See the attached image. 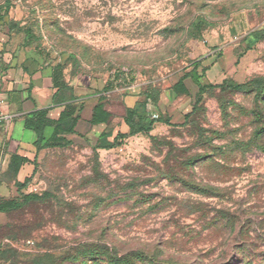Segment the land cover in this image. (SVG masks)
<instances>
[{"label": "rangeland", "instance_id": "1", "mask_svg": "<svg viewBox=\"0 0 264 264\" xmlns=\"http://www.w3.org/2000/svg\"><path fill=\"white\" fill-rule=\"evenodd\" d=\"M7 1L0 28L16 24L23 37L31 28L30 45L72 74L127 70L161 90L216 54L207 81L248 84L209 90L186 122L194 99L169 100L170 124L111 150L89 142L44 150L25 189L38 199L0 213V264H107L111 250L132 249L149 259L137 264H264V0H0V8ZM122 95L110 94V105ZM19 195L2 171L0 197Z\"/></svg>", "mask_w": 264, "mask_h": 264}, {"label": "crops", "instance_id": "2", "mask_svg": "<svg viewBox=\"0 0 264 264\" xmlns=\"http://www.w3.org/2000/svg\"><path fill=\"white\" fill-rule=\"evenodd\" d=\"M17 34L10 28L6 30L3 27L0 28V92L4 98V103L0 106V111L4 115L0 122V174L6 171L11 153L17 152L28 159L20 170L19 180L31 178L36 173V164L41 153L47 150L43 149L38 153L36 151L34 143L38 136L34 130L25 127L24 115L29 112L48 108V116L58 119L70 102L75 103L78 110L82 105L75 132L65 136L73 144L89 142L95 146L101 141L100 137L104 132H110L111 135L107 137V141H113L119 132L128 133L130 131L124 119L126 110L128 107H133L138 100H144V94H152L153 98L157 99L156 105L149 104L153 116L161 113L168 118L171 115L170 112L166 113L169 100L194 99L195 97L197 86L190 78H187L185 83L190 88L191 95L178 96L172 88L184 72L159 90L155 84L142 88L143 84L127 70H116L104 77L76 75L66 68V63L63 76L67 86L55 87L53 67L57 62L63 61L54 60L40 47L25 44L23 35L18 36ZM198 59H202V64L207 67L204 77L207 81V75L218 62L216 54H209ZM107 84L111 88L106 90ZM110 94H123L119 105H110ZM140 95H142L141 98H139ZM101 96L105 97L104 108L111 113V117L106 123L93 124L91 122L93 109ZM192 107L183 111L184 120ZM52 131V127L46 128V136L51 135Z\"/></svg>", "mask_w": 264, "mask_h": 264}, {"label": "trees", "instance_id": "3", "mask_svg": "<svg viewBox=\"0 0 264 264\" xmlns=\"http://www.w3.org/2000/svg\"><path fill=\"white\" fill-rule=\"evenodd\" d=\"M10 2L7 1L0 10L4 14H7L10 9ZM2 16H0V20ZM198 25L201 22L197 23ZM16 28V24L10 27L11 30ZM25 44H30L33 37V30L31 28L23 29ZM257 37H261L259 34H256ZM37 47V46H36ZM38 48V47H37ZM202 59L194 60L189 67L184 71L179 80L173 85V90L178 96H189L191 95L190 88L186 85L185 80L190 78L193 83L197 86V91L195 93L192 110L185 115L186 122L190 116L198 108L199 104L202 102L204 94L212 89H221V90H242L248 83H233L228 80H223L220 83H210L204 82L206 69L203 64ZM65 67V62H57L53 67V79L54 86L63 88L67 84L64 82L63 69ZM111 86L107 84L105 89H110ZM144 100H138L133 107H128L124 119L130 131L128 133L119 132L113 139V141H107V137L111 135L110 132H104L101 135V141H99L95 146V150L106 148H116L122 146L126 139L132 136L139 134L149 135L152 130L155 128L156 123H165L170 124V118L164 116L161 113H157V117H154L149 109V104H157V99L153 98L152 94H144ZM142 95L139 96L141 98ZM105 97L101 96L98 102L95 104L93 109V115L91 122L93 124L106 123L111 117V113L104 108ZM75 103L70 102L66 105L64 111H62L58 119H52L48 116V108L37 109L35 111L29 112L24 115L25 127L31 130H34L38 136L37 140L34 143L37 153L43 149H58L66 148L71 146L72 141L66 138V134L74 133L75 127L80 119L79 112L82 109L80 105L79 110L77 109ZM78 110V113H77ZM48 127H52L53 131L51 135L46 136L45 130ZM28 159L20 156L17 152L11 153L10 161L7 166L6 171L11 172L14 176V181L16 183L17 189L20 192L18 197L5 198L0 197V213H9L14 210L23 208L30 201L38 199L37 194L26 192L25 189L31 183V178H25L24 180H19V173L23 165L27 163ZM37 170V164H36ZM35 170V172H36ZM1 247V246H0ZM81 253H84V249L80 250ZM114 251L111 250L107 255L108 261L107 264H137L136 261L133 262L131 259L137 257L139 258L143 252L141 249H132L128 250L122 255H113ZM144 255V254H143ZM145 256V255H144ZM146 257V256H145ZM147 258V257H146ZM147 260H149L147 258ZM156 264V263H154Z\"/></svg>", "mask_w": 264, "mask_h": 264}, {"label": "built area", "instance_id": "4", "mask_svg": "<svg viewBox=\"0 0 264 264\" xmlns=\"http://www.w3.org/2000/svg\"><path fill=\"white\" fill-rule=\"evenodd\" d=\"M4 103V98L2 93L0 92V106ZM154 117H157V115L155 114ZM4 115L3 113L0 111V122L3 120Z\"/></svg>", "mask_w": 264, "mask_h": 264}]
</instances>
